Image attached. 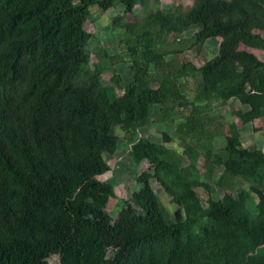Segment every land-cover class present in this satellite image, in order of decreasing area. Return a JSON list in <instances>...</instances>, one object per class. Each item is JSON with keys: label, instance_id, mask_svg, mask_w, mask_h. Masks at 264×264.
<instances>
[{"label": "trees", "instance_id": "obj_1", "mask_svg": "<svg viewBox=\"0 0 264 264\" xmlns=\"http://www.w3.org/2000/svg\"><path fill=\"white\" fill-rule=\"evenodd\" d=\"M116 1L130 11L143 0H0V264H37L45 250L58 252L56 264H233L238 238L253 246L263 243L264 223L250 226L227 190L232 177L262 190L264 154L242 147L236 135H224V146L215 147L223 121L212 116L210 103L221 106L235 98L247 106L232 111L242 123L256 117L264 122V61L247 50L264 46V3L254 1L247 9L231 0H205L195 14L178 8L174 16L156 12L147 28L128 23L124 44L131 78L117 103L70 76L86 59L88 7L106 10ZM190 24L197 27L192 44L221 38L217 54L200 67L181 49L157 47ZM93 53L97 71L110 72L120 85L114 73L118 55L102 45ZM198 71L201 82L190 86L188 78ZM143 104L157 105L166 116L177 110L180 117L173 137L182 155L147 141L140 152L151 177L165 189L161 170L180 173L186 210L184 217L177 210L173 223L144 234L132 229L130 205L114 216L100 209L112 191L108 183L82 177L90 166L99 173L108 170L103 156L116 145L109 121L137 129ZM198 159L207 174L222 167L214 184L223 196L208 200L210 229L200 221L185 180L187 167L181 165ZM139 192L146 212H152L153 192L148 185ZM259 207L264 213L262 191ZM191 224L201 235H185Z\"/></svg>", "mask_w": 264, "mask_h": 264}, {"label": "rangeland", "instance_id": "obj_2", "mask_svg": "<svg viewBox=\"0 0 264 264\" xmlns=\"http://www.w3.org/2000/svg\"><path fill=\"white\" fill-rule=\"evenodd\" d=\"M235 4L251 9L254 1L264 0H231ZM205 4V0H143L136 3L132 10L127 11L116 1L106 10L97 5L88 7L89 15L85 22V28L91 33V37L85 44L86 59L83 65L71 70L70 76L73 81H78L91 87L96 93L105 94L110 102L120 103L125 93V86L131 78L130 53L125 49V41L130 34L126 32L128 23H135L139 28H147L153 14L159 12L167 16H174L178 8L182 11L197 13ZM196 25L190 24L181 29L177 37L169 34L165 42L157 43V47L163 50L181 49L182 55L191 60L197 67L215 56L219 49L221 38L219 36L209 38L202 44H192V36ZM102 45L105 51L119 57L114 65V73L121 79V84H115L110 72L100 73L95 66L94 47ZM248 51L264 61V46L248 47ZM201 82L199 71L193 77L188 78L189 85ZM193 90L188 89L187 97L192 99ZM214 107L212 116L223 121V132L213 140L215 147L225 144L224 135H236L242 147H254L264 154V122L256 117L249 122L242 123L232 111L235 109L246 110L247 106L240 104L235 98H229L221 106L211 102ZM140 126L132 129L115 119L109 121L113 133L116 136L115 150L111 154H104V160L108 170L99 173L94 166L86 168L82 172L84 180L96 179L108 183L112 191L104 205L100 206L110 216H114L119 208L125 205L132 207L135 221L132 229L139 233H147L151 229H160L174 222L175 211L179 210L182 217L185 216V196L181 188L182 180L176 170H161L160 176L167 185V189L155 181L146 169V161L141 157V142H152L161 146L162 150L171 149L176 155H182V147L179 141L173 137V130L180 121L177 110L172 116H166L158 111L157 105L143 104L138 109ZM183 161L182 166L187 167L189 182L196 199L200 213V221L210 229L214 224L207 217L209 210L208 200L221 199L223 191L215 186L214 181L222 172V167L217 166L213 173L207 174L203 161L198 159L193 165ZM260 180L262 190L253 181L232 177V187L227 190L239 206V214L244 217L250 226H260L264 223V213L259 207V193L264 194V172ZM143 185L153 192L156 208L146 212V202L140 195ZM188 237L201 235L198 227L191 224L185 231ZM239 247L235 254L230 257L233 264H264V242L253 246L249 241L238 238ZM58 252L45 250L37 258V264H56Z\"/></svg>", "mask_w": 264, "mask_h": 264}]
</instances>
